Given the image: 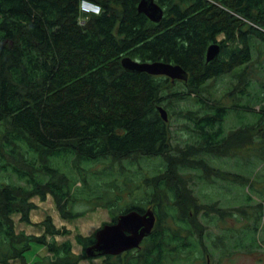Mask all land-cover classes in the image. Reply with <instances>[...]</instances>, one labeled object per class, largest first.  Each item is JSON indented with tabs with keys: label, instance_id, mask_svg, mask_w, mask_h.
<instances>
[{
	"label": "trees",
	"instance_id": "1",
	"mask_svg": "<svg viewBox=\"0 0 264 264\" xmlns=\"http://www.w3.org/2000/svg\"><path fill=\"white\" fill-rule=\"evenodd\" d=\"M156 1L164 7L160 22L138 10L140 0H91L101 7L98 13L82 12V0H0V125L4 124L0 167L30 182L21 186L0 181V264L16 259L20 264H78L89 258L85 247L95 241L96 231L75 236L82 249L76 254L71 239L55 238L69 229L57 228L51 217L42 222L40 236L14 228V213L26 224L32 222L33 196L51 195L64 219L86 213L73 212L70 203L78 200L79 191L90 192L93 186L81 185L79 179L72 182L47 161L36 164L43 154L72 162L75 175L79 170L75 160L81 158L125 159L143 154L167 159L160 167L163 171L145 177L148 189H142L143 195L128 207L117 212L115 199L105 203L112 222L130 209L142 213L150 207L156 212L155 226L139 246L118 255H100L109 264H211L212 259L221 260L227 254L228 237L236 240L229 243L232 249L240 250L235 226L225 227L216 236L204 231L207 223L219 227L225 216L232 215L231 208L244 213L245 207L199 204L181 168L216 173L221 168L198 154L229 156L233 147L241 148L246 139L252 141L248 128L233 126L227 131L224 124L231 110L246 106V100L241 101L243 93L251 98L244 89L251 82L246 75L253 51L260 49L257 40L264 44V0ZM212 42H219L221 48L207 61L205 51ZM123 56L178 63L189 76L187 81H171L165 74L133 72L123 67ZM238 67L237 86L245 87L235 90L233 105L216 102L218 98L211 102L215 96L208 92V80ZM188 95L199 105L184 115L190 119L185 129L191 131L193 140L185 141L177 154L171 142V117L174 101ZM158 105L168 109V119L161 117ZM253 128L264 135L263 115ZM26 140L32 156L21 151V143L28 146ZM40 172L48 179L38 176ZM79 181L81 188L74 186ZM106 183L110 185H100L103 194L120 190L119 185ZM115 196L120 199V194ZM201 208L208 213L203 222L197 218ZM211 211L219 214V222H210L215 217ZM250 238L253 243L254 237ZM32 242L45 246L48 253L28 261L25 252Z\"/></svg>",
	"mask_w": 264,
	"mask_h": 264
},
{
	"label": "rangeland",
	"instance_id": "2",
	"mask_svg": "<svg viewBox=\"0 0 264 264\" xmlns=\"http://www.w3.org/2000/svg\"><path fill=\"white\" fill-rule=\"evenodd\" d=\"M219 37L222 38L223 36L219 35ZM257 46L260 49L253 51V57L249 63V75H246L247 82L251 81L250 86L244 89L249 92L251 98H249L247 93H243L244 97H241V101L244 102L246 100V106L241 107L237 112L236 109L231 110L224 124V129L227 131L233 126L236 129L239 127L248 128L247 130L252 137V141L246 139L241 148H238V146L233 147L234 151L229 156H213L211 153L210 155L209 153L198 154L200 157H206L214 168H221L216 173H209L198 168H181V172L186 177L189 176L187 182L193 188V193L198 196L199 204L211 203L216 207L223 206L227 207V209L233 206L236 208L239 206L245 207L244 213L231 208L232 215L225 216L224 221L220 223L219 227H215L213 223H207V228L204 232L208 230L211 232L210 235L213 236L224 232L225 227L235 226L237 242L241 245L240 250L235 247L232 249V245L230 246V244L236 241L235 238L233 240H231L232 237L226 238L224 249L227 254L222 256L221 260L215 257L216 259L211 260V264H264V135L261 134L263 131L253 128L259 115L264 116V44H261L257 40ZM240 68L238 67L236 70L234 69L223 76H215L211 81L208 80V92H210L211 97L215 96L211 98V102L218 98L216 102L233 105L232 101H234V96L236 95L235 90L239 91L242 87H245L241 86L239 88L237 86L238 83L235 75H237ZM176 86L185 90L184 85L181 83H178ZM228 89L232 91L231 94L228 93ZM192 94L194 95V93ZM260 98L261 100H257ZM174 106L176 108L174 109V116L171 117V132L173 136V141L171 142L175 146L174 149L178 148L176 151L178 154L179 149L185 145V141L189 143L190 140H193L190 134L191 131L185 129L190 119L185 118L184 115H186L189 109H196L199 105L193 97L188 95L184 98L176 99ZM179 109H182L184 113L182 112L181 114L175 111ZM241 120H246L247 122L239 124ZM236 123L238 126H236ZM3 125H0V129H2ZM18 148L17 151L21 148V151H25L27 156H32L33 154L29 150V143L28 146L25 142L21 143L20 148ZM46 161L50 163V166L59 168L61 173L69 175L68 177L72 182L74 179H79L83 181L81 185L93 186L94 189L90 192L79 191L78 200L70 203V208L73 212L84 210L86 213L77 218L64 219L61 213H59L57 203L51 195H48L45 199H40V196H33L31 199L35 203V208L30 211L32 222H27L26 224L20 219V215L14 213L12 214L15 223L13 224L14 228L17 232L23 230L26 234L35 233L37 236H40L43 232L42 222L47 216L51 217L57 228L62 230L63 228L69 229L68 232L60 233L55 238L59 241L71 239L73 241L72 250L76 254H80L82 252L81 245L77 244L75 236L79 233L87 236L91 235L104 222H108L112 218L105 203L110 199H115V211L117 212L128 207L129 204L135 201V198L138 199L143 195L144 191L142 193V189H148L147 185L149 184L145 181V177L152 178L154 173H158L160 170L163 171V168L161 169L160 167L162 165L164 167L167 159L162 158L160 155L148 157L143 154L133 155L125 159L122 157L112 159L110 156L101 157V160H86L81 158L75 160L79 168L76 175L73 174L75 170L72 168V162L65 163L57 158L48 159L44 154L35 162L36 164H41V162L47 163ZM109 170L111 173H108ZM38 176L44 180L48 179V175L44 172H40ZM84 176L87 182H85ZM110 177L114 178L111 179ZM0 181L8 182L9 184H21V186L30 185V182L21 179L13 170H3L1 167ZM109 181L114 185H119L120 190L116 193L120 194V199H116V193H102V183L110 185L106 183ZM79 183L80 181L74 186L81 188ZM131 185L141 186V188L133 190L134 188ZM97 186L100 189L99 191L96 188ZM73 190H76V188ZM131 190L133 191L131 192ZM257 204L261 206L256 208ZM204 212L201 208V213L197 217L202 222L208 218V213L205 215ZM211 214H214L215 217L209 219L210 222L215 220L219 222L217 218L219 214L213 211H211ZM250 237H254V245L251 243ZM31 244V248L25 252L28 261H34L35 258H41L48 253L45 246L39 245L37 242H32ZM20 262L19 259H16L12 260L10 264H20ZM78 264L109 263L101 256H93L80 259Z\"/></svg>",
	"mask_w": 264,
	"mask_h": 264
},
{
	"label": "water",
	"instance_id": "3",
	"mask_svg": "<svg viewBox=\"0 0 264 264\" xmlns=\"http://www.w3.org/2000/svg\"><path fill=\"white\" fill-rule=\"evenodd\" d=\"M137 5L138 10L151 20L160 22L162 19L164 7L160 3H157L156 0H140ZM220 48L221 44L219 42H212L207 51H205L207 61H211L218 54ZM122 64L125 69L132 70L133 72L145 71L151 74H165L170 77L171 81H175V79L187 81V77L189 76L188 71L180 64H172L164 60L145 61L123 56ZM158 107L162 115L161 117L168 119V109L164 106L158 105ZM144 210L141 213L136 209H130L128 212L119 213L115 222H104L94 233L95 241L92 245L85 247L88 256L118 255V253L139 246L143 238L155 226L156 212L150 207Z\"/></svg>",
	"mask_w": 264,
	"mask_h": 264
},
{
	"label": "built area",
	"instance_id": "4",
	"mask_svg": "<svg viewBox=\"0 0 264 264\" xmlns=\"http://www.w3.org/2000/svg\"><path fill=\"white\" fill-rule=\"evenodd\" d=\"M80 8L82 12H92V13H98L101 10V7L96 2L93 3L91 0H82L80 4Z\"/></svg>",
	"mask_w": 264,
	"mask_h": 264
},
{
	"label": "flooded vegetation",
	"instance_id": "5",
	"mask_svg": "<svg viewBox=\"0 0 264 264\" xmlns=\"http://www.w3.org/2000/svg\"><path fill=\"white\" fill-rule=\"evenodd\" d=\"M258 205H259V204L256 205V208H257ZM142 212H144V211H142ZM108 222H112V220H109Z\"/></svg>",
	"mask_w": 264,
	"mask_h": 264
},
{
	"label": "clouds",
	"instance_id": "6",
	"mask_svg": "<svg viewBox=\"0 0 264 264\" xmlns=\"http://www.w3.org/2000/svg\"><path fill=\"white\" fill-rule=\"evenodd\" d=\"M79 8H80V6H79Z\"/></svg>",
	"mask_w": 264,
	"mask_h": 264
}]
</instances>
